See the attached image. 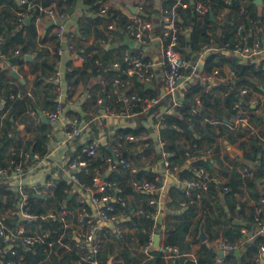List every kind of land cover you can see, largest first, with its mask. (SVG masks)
Masks as SVG:
<instances>
[{
    "label": "trees",
    "instance_id": "16d2710c",
    "mask_svg": "<svg viewBox=\"0 0 264 264\" xmlns=\"http://www.w3.org/2000/svg\"><path fill=\"white\" fill-rule=\"evenodd\" d=\"M83 3L89 5L93 12L99 11L100 4L106 0H82ZM186 7H178L179 16L181 18L180 24L182 31L179 34L178 50L181 56L189 61H195L200 47L212 40L221 48L217 51H210L203 59V68L205 72H210L217 68L219 77L225 78L224 68L233 71L232 76L228 79L215 82V84L208 89L200 80L196 82H187L182 91V102L175 105L172 112L165 114V121L160 125V136L164 140L163 150L171 151L169 156L170 169L173 167L182 166L186 159L190 156L199 157L206 154L205 149L212 148L214 155L206 159H198L193 162V166L183 169L179 173V181L183 179H195L197 174L195 168L203 167L211 176L208 189L201 193L199 199L196 197L198 190L196 187H189L190 195H187L185 188L181 185H172L169 188V208L168 214L164 223L163 243L175 245L181 253H193L195 259L186 257L184 255L178 257H170L168 264H217V250L213 245V240L222 238L225 241L233 242L240 238V227L246 226L251 228L252 204H245L237 198L239 194L243 193V184L245 185L248 198L255 199L259 196V190L254 185V179H258L261 183V175L264 173V146L248 142L245 140L237 143L238 148L244 151V158L247 163H240V167L244 164L251 166L254 170V176L247 178L243 177L238 169L239 164L230 161L224 164V159L228 158V154L221 155L220 149L224 140L233 142L237 139L239 132L236 134L230 129L233 125L231 117L237 114L238 107H246L247 110L252 111V103L250 102L248 94H242L239 91V86H246L255 91L263 92L264 86L261 82L264 81V58L251 59L241 58L233 53L236 47H241L244 44H250L254 37L258 36L262 31L264 24V10L261 5H258L254 0H186ZM198 1L208 6V10L204 13L196 11L195 6ZM55 2L64 11H72L76 0H25L18 3L17 0H0V21L7 19L10 15L9 10L16 11L24 10L28 3H40L48 5ZM171 0H163V6L170 5ZM144 11V10H143ZM223 11L221 17L216 16ZM214 18H211V13ZM42 14L37 6H33L27 13L31 16L28 23L25 19L21 22H14L8 27L0 24V48L6 50L10 47H18L20 55L11 62L19 64L27 61L26 54L34 53L36 58H39V65L36 68L39 72L34 77V85L42 94L23 95L10 99L8 93L16 90L12 87L6 78L15 79L9 75L8 71L0 73V93L6 96L3 110L0 115V164L4 153L14 143H21L19 136V125L26 122L25 111L33 105L40 106V108L53 109L54 101L50 98L52 96L51 90L54 87L53 83L48 81V76L54 71L53 63L49 58V51L42 47V43L46 40V34L42 35L37 32L35 26V17ZM128 21L127 15L114 7H108L105 15H96L86 21L83 18L79 19V26L77 30L78 40L76 47L79 52L84 55L83 65L80 68H72L65 72L64 78L69 81L73 75L76 81L81 78L83 82L91 87L96 84L98 79L104 78L106 84L100 91V94L107 100V95L110 94L113 101L115 93H112V83L114 78H126L127 75L123 71L124 64L120 65V69L114 71L111 69L113 62L120 61L121 57H114L112 48H106L104 42L113 41L115 37L121 39L123 32L126 31L125 26ZM94 27L91 28V25ZM100 24V26H99ZM109 24L113 27L110 28ZM121 31H120V30ZM49 30V28H48ZM108 34H113L108 38ZM92 37V42H88ZM228 43L224 47V43ZM124 46L118 45L114 50L117 54H122ZM29 62V61H27ZM190 71L187 70L188 73ZM133 85H131L127 92L143 93L148 95H157L160 91L162 82L159 76L149 81V87L145 88L137 82V78L130 76ZM4 81V82H3ZM259 82V83H257ZM23 91H25V83H19ZM90 87V88H91ZM220 91L223 92L222 104L218 101ZM23 93V92H22ZM35 96V100H33ZM196 96L199 101H196ZM40 101V102H39ZM166 99L152 107L149 111L153 115L159 113L160 105L166 104ZM49 105V106H47ZM118 108L120 103H116ZM11 107L12 109H8ZM149 113H142L136 115L137 125L134 127H125L118 129V132L125 137L126 135H133L141 137L149 132V129L140 125L142 119H145ZM205 120L203 124L202 121ZM255 124L263 121V116L251 118ZM154 120L156 117L154 116ZM18 123V124H17ZM243 127L242 122L239 123ZM195 132L192 138V143L189 147L183 148L174 142V133L183 132L189 133L191 129ZM25 130H31L25 123ZM49 124L40 120L38 127L33 131V139L30 143L34 151L44 154L47 151V132ZM259 136H264L263 130L258 133ZM146 142V143H145ZM141 148H137L135 153L137 155H148L154 148V144L150 140L142 141ZM206 143L205 149H202ZM80 148V147H79ZM78 148V149H79ZM108 152V149L102 147ZM202 149V150H201ZM126 156V152L123 153ZM161 151L156 154V157H161ZM88 163L86 171L82 169L78 171L80 179L91 182L90 172L93 167H103L102 162L97 156L86 157ZM252 162L253 164H251ZM214 171H217L216 173ZM142 179H155L157 185L162 184V172L153 173L149 167L142 165L139 167L136 174L131 175L128 171H110L107 178L115 180L123 184L124 193L128 195L139 194L143 198L141 205L131 203L127 208L117 204L118 211H125L128 219L123 222L124 226L129 229L125 233V243H121L120 239L115 235L120 244L118 251H114L110 246L107 250L112 255L111 263L109 264H136L137 257L131 251V243L135 240V246L143 245L152 232L158 231L159 225L154 222L151 212L154 206L148 202V194L146 192L134 191L130 184L131 177ZM248 179V180H247ZM69 184L65 180H60L54 187L53 194L49 196H36L37 210L44 209L45 204L55 202L56 200H66L68 206L74 207L76 204L75 196L68 198ZM15 200L14 193L7 187V184L0 181V213L7 205ZM183 202V205H181ZM200 208V215L196 221L195 232L191 230L194 222V217L198 214ZM141 209L142 212H138ZM137 211V213H136ZM203 221L206 231V238L204 240L198 237V228ZM264 243V235H258L252 242L246 245V249L242 253L226 252L219 259V264H233L237 261L241 263L257 264L253 261L256 253V248ZM195 244H198L195 246ZM46 247L45 243H37L30 251L25 253V259L32 263L39 264H72V261L78 259L75 253H70L64 250L63 247L54 245V250ZM152 257L143 260L141 264H162V252L159 249L151 250ZM102 257L107 259L106 254L102 253ZM79 264V263H76ZM260 264V263H258Z\"/></svg>",
    "mask_w": 264,
    "mask_h": 264
},
{
    "label": "built area",
    "instance_id": "2783aa9c",
    "mask_svg": "<svg viewBox=\"0 0 264 264\" xmlns=\"http://www.w3.org/2000/svg\"><path fill=\"white\" fill-rule=\"evenodd\" d=\"M24 2L25 0H19ZM172 3L160 8L156 16L145 18L141 12V5L136 7L134 13L128 16L125 29L128 36L139 46L138 51H133L126 47L121 55V60L112 63L116 70L124 64L123 71L132 77L144 81H150L158 76L159 68L162 67L161 74L162 88L157 95H148L143 93L120 91L125 83L120 77L113 80L112 91L115 93L114 104L120 103L121 108L106 106L105 109L93 116V119H107L109 117H134L140 112L149 113L150 109L157 105L160 100L166 99L168 105L174 107L181 101L180 85L185 77H189L186 71L194 70V65L189 60L184 59L177 46L179 34L182 27L179 21L178 7H186V0H171ZM140 2V0H137ZM147 3V2H145ZM37 6L38 10L48 15L54 28L55 37L58 40L55 53L58 56H72L84 61V55L76 47L75 39L77 32L72 27L66 25L68 13L61 9L55 2L48 5L40 3H28L24 10L17 11L16 22H21L26 18L28 11ZM108 9L107 5L100 4L99 13L105 15ZM195 9L199 13L208 10V6L202 1L196 3ZM221 11L216 18H220ZM112 28L113 25L109 24ZM261 33L254 37L250 44H244L236 47L234 52L241 58L258 59V55L264 47V25ZM228 43H224V47ZM145 47V49L140 48ZM221 47L209 40L203 44L198 55L206 52L217 51ZM16 52L19 50L16 49ZM67 66L65 71L61 68H54V71L48 76V81L53 83L56 91V104L53 109L44 113L48 122L55 123L64 116V103L70 101L66 90L71 85L65 83L63 88L64 72L71 70ZM228 76H232L233 71L228 69ZM219 75L217 68H214L201 81L214 79ZM264 86V85H263ZM65 90V91H64ZM69 91V90H68ZM242 94L251 95L250 89L246 86H239ZM20 93L9 92L10 99L21 97ZM6 96L0 93V113L3 110ZM101 99L99 100V102ZM252 101V100H251ZM260 106L264 110V92L260 99ZM241 112H237L234 117L236 122L244 120ZM32 114L37 122L41 117L37 111ZM165 111L158 115L156 125L160 126L165 121ZM83 126L75 121L65 123L64 141L73 142L82 134ZM127 138H133V135H126ZM123 136L104 135L103 137H92L90 141L77 149L71 157H68L62 164L55 162L48 150L41 154L38 151H30L29 145L18 146L15 143L4 153L0 164V181L7 184V187L14 193L15 200L7 205L0 213V264H34L25 259V253L30 251L37 243H45L48 251L50 249L57 253L53 248L58 245L65 251L75 253L78 259L74 264H109L108 259L102 257L107 230L112 225L114 234L125 243V229L123 219L127 217L125 211H118L116 205L119 204L122 209L128 207V194L124 193L122 183L107 178L110 171H128L131 175L137 173L139 167L119 151L120 142ZM111 143L113 145H111ZM161 161L164 171L175 170L178 167L170 169L169 156L171 151L163 150L164 140L160 139ZM0 143V147H1ZM102 147L108 149V152ZM49 148V147H48ZM115 156H113V154ZM97 156L103 164V167L95 166L92 168L91 182L80 179L78 171L84 169L88 160L86 157ZM244 162V161H242ZM245 163V162H244ZM145 165H148L145 162ZM68 173L67 181L60 176V172ZM197 178L183 179L182 183L187 195H190L189 187H196L198 192L196 197L199 199L202 192L206 191L209 182L212 179L209 173L203 168H195ZM243 177H253L254 170L249 165H242L239 168ZM65 180L69 184V194L73 193L71 187L75 186L80 191L76 195V204L74 207L68 206L66 200H56L44 205V209L38 211L36 196H49L53 194L54 187L60 180ZM154 179H137L131 177L130 184L134 191L146 192L148 194L149 204L154 206L150 213L154 222L161 213L162 185H157ZM261 189L259 196L254 199L251 215L252 226L240 227L241 236L233 242L225 241L222 238L213 243L217 250V259L219 252L242 253L246 245L252 242L258 235H264V173L261 175ZM183 205V202H181ZM138 212H142L141 209ZM152 232L147 241L141 245L147 258H151L153 249ZM133 242V241H132ZM131 247L137 250V246L131 242ZM162 252V258L178 257L181 255L195 259L193 253H181L177 246L170 244H159L158 248ZM255 263L264 264V243L256 248L253 258ZM35 264H39L38 262ZM233 264H250L237 261Z\"/></svg>",
    "mask_w": 264,
    "mask_h": 264
},
{
    "label": "crops",
    "instance_id": "0c3cea01",
    "mask_svg": "<svg viewBox=\"0 0 264 264\" xmlns=\"http://www.w3.org/2000/svg\"><path fill=\"white\" fill-rule=\"evenodd\" d=\"M18 3H22V1H18ZM103 4L107 5L108 7H114L116 9H119L121 12L127 15V18L130 14L135 12L136 7L140 4L141 12L143 16L149 19L152 16H156L160 8L163 7L162 5L163 0H140V2H137V0H106L103 2ZM260 5L264 7V0H262V3ZM3 7L4 5L3 6L1 5L0 9ZM9 12H10L9 17L7 19H2L0 21V24L3 25L4 28L5 26L8 27L9 25H11L16 18V13H17L16 10L11 9L9 10ZM67 13H68V19L66 21V25L68 27H72L73 29H75L76 32L79 26V19L83 18L86 21H90V18L94 19L96 15L97 16L103 15V14H100L99 11L93 12V9L89 5H86L85 3H83L82 0H76L73 6V10L68 11ZM51 21H52L51 18L44 13L36 16L34 20L37 32L42 35L46 34V40L42 43L41 46L48 49L49 58L53 63V70L54 68L59 67L63 71H65V68L67 66L72 67V68H80L83 65V61L76 58L74 54L71 57L67 55L61 57L55 53V48L57 47L58 40L54 34L53 24L46 27V25L50 23ZM92 27H94L93 24L91 25V28ZM112 36L113 34H108V38ZM122 36L123 37L121 39L115 37L113 41L104 42V46L106 48L113 49L114 57H117V56L121 57L122 55L120 53L119 54L115 53V50H114L119 44L123 45L124 48L129 47L133 51H136V50L138 51L139 49V46L134 43V41L128 36L126 31L123 32ZM75 40H76L75 43H77L78 36L76 37ZM92 40L93 38L90 37L88 42H92ZM140 48H143V47H140ZM16 49L18 50V47H10L4 51L1 50L0 48V73L1 72L4 73L8 71L9 75L15 78V79L6 78L5 81H9L12 87L14 88V90H16V92L20 93L22 96L25 94L30 95L31 93L34 92V90H36L35 91L36 95L40 96L42 92L39 91L37 87L34 85V77L36 73L39 72V69L36 68V66L39 65L38 64L40 61L39 58H36L34 53H30V54L25 55V59L29 62L24 61L21 64L17 62H11V59H15L16 57H18V55H20V52H16ZM143 49H145V47ZM207 53H209V51L204 53L201 56L197 55V58L195 59V61H191L192 65H194V70L193 72L191 70L188 73H186L187 75H190V76L185 77L182 80L181 85H180L181 96H183L181 89H183V87L185 86L187 82H196L197 80L201 81L203 76H206L208 73H210V72H205L203 68V59L207 55ZM233 53L237 55L236 52L233 51ZM257 57L258 59L264 58V47L262 49V52ZM111 69L116 71V69L113 67H111ZM12 71H16L18 73V77H15L14 75H12L11 74ZM162 71H163V68L160 67L158 71L159 79L157 80H160L161 82H162V78H161ZM227 71H228V68L227 67L224 68V73H225L224 79L225 80L229 78ZM64 75H65V72H64ZM75 77H77L76 74L73 75V77L69 81L68 80L66 81L65 78L63 81V88H65V83L71 85V88L68 89L69 91L66 90L69 94L70 101H66L64 103V107H65L64 116L55 123L47 122L49 124V130L47 132V144H46L47 150L51 152V157L54 158V161L59 162L60 164H62V162H64L68 157H71L79 147L86 145L92 137H103L104 135L110 136L114 134L117 135V134H120L118 132V129L125 128V127H134L135 125H137L136 116L126 117V118L109 117L107 119H102V118L93 119V116L99 113L101 110L105 109L106 106H112L117 109H120L121 107L118 108L116 104H114V100L110 101L111 99L110 94L106 96L107 100H105V98H103V96L100 94V91L103 89V87L106 84V80L104 78L98 79V81H96V84H94V86L91 87L90 82H88V84L87 83L85 84L82 78L79 81H76ZM120 79H122L125 83L124 88H121L120 91H127L126 89H128L131 85H133V82L131 81V78L129 75H127L126 78L120 77ZM224 79L220 78L218 75L217 78L206 79L204 80V82L201 81V83L204 85L205 89H208V88H211L215 84V82L221 81V80L224 81ZM20 82L25 83V91H23L22 88L20 87L19 85ZM137 82L141 86L145 85V88L149 87L150 85L149 80L144 81V80H140L137 78ZM263 85H264V81L261 82L262 87ZM112 86H113V83H112ZM161 88H162V85H161ZM161 88H160L159 93L161 92ZM250 92H251V95L249 99H250V102L252 103V107L254 108V110L249 111L246 109V107H243V106L238 107L237 112H241V110H243L241 115L243 116L244 120H242L241 122L244 124V126L240 127L239 126L240 122H236L234 120L235 115L232 116L231 120L233 122V125L230 127V129L233 131L234 134L237 135L238 132L239 134L237 136V139L231 143L224 140L222 143L221 149H220L221 155H226V153L228 154V158L224 159V164L231 166L232 164H228V163L230 161H233L235 164H239L238 169L240 168V163L242 161L247 163V160L244 158V155H243L244 151L238 148L237 146V143L239 141L245 140L248 142H253V143L264 146V136L261 137L258 135L259 131L261 132L263 130V125H264V110L260 106V99L264 91L259 92V91L250 89ZM51 93H52V96L50 99L54 101V106H55L56 91L54 87L52 88ZM222 95H223V92L220 91L218 101L221 104H222ZM182 98H181L180 103L182 102ZM100 99L101 101L99 102ZM33 100H35V96H33ZM196 101H199L198 96H196ZM43 106H45L44 109L40 108V106L38 105H37V108L41 109L43 112L49 110L48 108H46L45 104ZM173 108L174 107H172L171 105H168V103L166 102V104L160 105L159 113H157L156 115L155 114L153 115V113L150 112L146 116L145 119H142L140 122H138L144 128L149 129V132L141 137H136V136H134L133 138H127L126 136L123 137L120 142V146L118 148L122 154L126 152V157L130 159L138 167L145 165V162H147L148 165H145V166L149 167L153 173L162 172L163 179H162V184H161L162 185L161 213L158 215L156 219L157 224L159 225V228H158V231L155 232L160 235L159 244L163 243L164 223H165V220L168 214L170 213V208L168 205L169 188L174 184L181 185L182 187H184L182 181H179V173L183 169L192 167L194 161L198 159H206L214 155L212 148L205 149L207 145L206 143H204L202 149H205L206 154H203L199 157H193V156L188 157L185 163L175 170H171V171L163 170L161 157L159 158L156 157V154L161 149L159 141L160 139H162L160 136V132H159L160 126L156 125V122L158 119V115L162 111H165V114H166V113L172 112ZM8 109L10 110L12 108L9 107ZM33 110L37 111V109L35 108V105H33V108L29 107L25 111V115L29 118V122L31 123V128H30L31 130L24 129L25 123H27V125L29 126L28 121H26L24 124L21 123L19 125L20 126L19 130L22 132H25L23 134H25L26 136H32L31 141L33 139V131L38 127L39 122H40V121L37 122L35 120L32 114ZM260 115L263 116V121L255 124L251 118H253V116L259 117ZM154 116L156 117V120H154ZM0 118H1V115H0ZM205 120L206 119H203L202 121L203 124L205 123ZM69 121H75L77 124L83 126L82 134L80 135V137L76 138L73 142H70V143L68 141H64L65 123ZM190 129H191V132L189 133H183V132L174 133V142L176 145L181 146L183 148H187L191 145L192 138L195 135V132L193 131L192 128ZM144 140H150L154 144V148L148 155H143V154L137 155L135 153V150L137 148L142 149L141 146L145 145L142 143V141ZM111 145L113 144L111 143ZM250 163L253 164L252 162ZM214 172L216 173L217 171H214ZM60 176L66 180L68 177V173H66L65 171H61ZM260 184L261 183L258 179H254V185L257 190L261 189ZM71 190L73 193L70 194V197L74 195L76 199V195L78 196L80 191L75 186L71 187ZM237 198L239 199V201L247 205L248 204L253 205L254 199L248 198V192L244 184H243V193L239 194ZM127 200H128L129 205H131V203H136L137 205H141L143 202V198H141L139 194L128 195ZM199 215H200V208H199L198 214L194 217L193 226L191 228L193 232H195L196 221ZM127 219H128V216L125 219H123V222L126 221ZM201 224L202 222L200 223V226L197 230L198 236L201 230ZM113 229L114 228L112 227V225H110L109 229L107 230L106 240H105L104 249H103V253L106 254L108 260L112 259V255L109 253V250H107V246L108 247L110 246L114 251H118L120 248V244L115 237ZM124 229L126 232H128L129 230L127 226H124ZM204 231H205V228H204ZM218 239L220 238L213 240V243H215ZM134 242L132 243L133 245H135ZM197 245L198 244H195V246ZM152 247L153 249H156L153 244H152ZM130 249L134 253V255L137 257L138 262L136 264H141L143 260L148 259L141 245L137 246V250L133 249L132 247ZM221 256H219V258L217 259V264L220 263L219 259L221 258ZM168 259L169 258H163L162 264H168ZM74 262L75 261H72V264H74Z\"/></svg>",
    "mask_w": 264,
    "mask_h": 264
},
{
    "label": "water",
    "instance_id": "95a60500",
    "mask_svg": "<svg viewBox=\"0 0 264 264\" xmlns=\"http://www.w3.org/2000/svg\"><path fill=\"white\" fill-rule=\"evenodd\" d=\"M17 1H19V0H17ZM254 2H255L256 4H258V5H260V4L262 3V0H254ZM210 14H211V18H214L212 12H211ZM30 18H31L30 15L27 16L25 22L28 23L29 20H30ZM179 21H181V18H179ZM51 24H53L52 21H51L50 23H48V24L46 25V27H48V26L51 25ZM11 74L14 75L15 77H18V73H17L16 71H12ZM21 80H23V79H21ZM35 108L37 109V112H38V114L40 115L42 121H43V122H48V119H47V117L44 115L43 111H42L41 109L37 108V106H35ZM32 150H33V148L30 147V151H32ZM112 154H113V156H115L114 153H112ZM203 226H204V223H203V221H202V224H201V230H200V232H199V236H198L199 239H201V240H204V239L206 238V236H207L206 233H205V231H204V227H203ZM159 239H160V235H159L158 233H155L154 236H153V245H154L155 248H158V246H159ZM219 255H220V256L223 255V251H220V252H219ZM108 262L111 263V259H109ZM59 264H60V263H59Z\"/></svg>",
    "mask_w": 264,
    "mask_h": 264
},
{
    "label": "rangeland",
    "instance_id": "374dc122",
    "mask_svg": "<svg viewBox=\"0 0 264 264\" xmlns=\"http://www.w3.org/2000/svg\"><path fill=\"white\" fill-rule=\"evenodd\" d=\"M26 121L29 122V118L28 117H26ZM29 127L31 128V123L30 122H29ZM23 133H25V132H22V131L19 130V136L21 137V143H19V142H16L15 143L16 145L22 146V147L27 146V145H30V143H31V137H32V136H26ZM133 242H134V240H133Z\"/></svg>",
    "mask_w": 264,
    "mask_h": 264
}]
</instances>
